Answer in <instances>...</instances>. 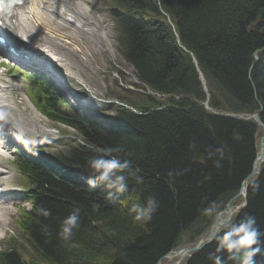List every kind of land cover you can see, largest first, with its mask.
<instances>
[{
	"label": "trees",
	"instance_id": "trees-1",
	"mask_svg": "<svg viewBox=\"0 0 264 264\" xmlns=\"http://www.w3.org/2000/svg\"><path fill=\"white\" fill-rule=\"evenodd\" d=\"M112 3L118 51L148 94L116 107L110 129H100L59 103L51 84L28 77L42 113L80 139L72 135L66 144L71 153L53 158L55 171L17 158L30 209L18 208L19 234L2 243L0 264H158L180 245L197 243L202 236L196 232L209 230L214 208L232 199L252 171L263 130L253 120L215 112H260L264 124V19L258 22L264 0ZM108 148L121 149L113 155L130 161L127 191L111 199L103 185L88 186V161L109 158ZM251 184L246 207L231 223L255 217L261 236L254 264H264V165ZM149 196L158 207L150 219L135 220L132 206H145ZM75 209L79 227L65 240L62 221ZM218 237L183 264H213L211 254L226 256L217 253Z\"/></svg>",
	"mask_w": 264,
	"mask_h": 264
},
{
	"label": "rangeland",
	"instance_id": "rangeland-1",
	"mask_svg": "<svg viewBox=\"0 0 264 264\" xmlns=\"http://www.w3.org/2000/svg\"><path fill=\"white\" fill-rule=\"evenodd\" d=\"M51 4L55 5V8L57 7L56 9L58 10H64L65 16L57 17L54 22L49 21L52 24L48 23V26L44 28L37 27L36 32L41 37L42 42L40 44H38L39 42L34 43L35 47L34 45H30L29 42L27 45L36 51L44 48V50L48 51L50 60H53L58 65L71 68L76 74L74 75L75 78L79 76L78 80H69L68 76H65L66 74L63 69L53 63L54 69L64 75V77L57 81L60 93H63L67 97V99H64L67 102H72L77 108L80 107L83 101L85 103L86 101L92 103L94 106L90 105L80 108L84 111V115L92 114V116L98 118V121H101L105 116L114 117L116 115L115 108L127 105L131 99L136 101L145 99L148 92L141 89L133 67L117 52L116 33L110 13V9L113 7L112 0H54ZM79 11H82V13ZM47 13L50 15L51 12L48 11ZM37 53H40L42 56L46 55L41 51ZM82 59H85V61ZM0 72L6 79H13V84H18V87L11 89L12 91L9 94H11V100H13V112H15V108L16 110L20 109L24 111L19 121L21 132L23 131L26 136H33L35 141H30L29 143L43 140L44 144L39 146L44 154H56L63 148L64 145L62 143L65 144L67 140L73 138L71 135L75 132L72 129H68L69 134H65V126L47 120L43 115H39V112L35 109L30 108L28 105V102H31L28 97L30 85L22 74L17 71H8L7 69H1ZM52 76L54 75L52 74ZM66 85H68L67 88L70 92H66ZM73 96L78 98L73 100ZM164 97L166 96H160V98L167 101ZM218 116L225 117L223 115ZM85 120L91 121L92 119ZM259 141L260 139H258V145ZM77 150L84 152L81 148ZM11 159L12 154H2L0 169L3 171H5V167L8 169L0 184L5 187V190L15 187L20 192H23V184L17 179L20 176L19 171L10 163ZM254 177L249 180L248 186H245L246 193H248L249 188L252 186L251 182ZM21 198L23 197L17 196V199L11 202L6 200L0 201V248L4 240L11 234L15 236L19 234L15 225V220L18 217V208L25 206L30 209V205ZM244 200L245 197L240 195L236 200L232 201L231 205L234 207L240 205L238 211H241L246 207H243ZM229 201H223L221 204L226 206ZM218 208L216 206L209 216L210 222H213L218 216L222 215V212L218 211ZM203 224L204 221L198 225L201 226ZM196 233L200 234V237L203 235L201 232ZM190 238L192 239V234ZM188 244L192 245L191 242ZM189 245H185L184 243L180 247H190ZM22 251L24 252V250ZM179 259V257L171 260L165 258L161 263L176 264ZM186 259L184 258L179 264H183Z\"/></svg>",
	"mask_w": 264,
	"mask_h": 264
},
{
	"label": "clouds",
	"instance_id": "clouds-1",
	"mask_svg": "<svg viewBox=\"0 0 264 264\" xmlns=\"http://www.w3.org/2000/svg\"><path fill=\"white\" fill-rule=\"evenodd\" d=\"M119 148L104 149V156L109 158H93L88 161V167L91 173L88 180L90 190H95L98 185H103L108 191V198H113L116 194H122L128 188V176L126 170L130 168V161L120 159L113 155L119 152ZM158 207L155 197L149 196L146 199L145 206L134 204L131 212L135 213L134 219L148 220L151 213ZM44 216H50L51 213L45 209H39ZM79 210H73L63 221L59 235L67 240L73 235V230L79 227ZM261 232L256 225V219L253 216H246L238 223H229L226 225L222 234L218 237L217 253H224L222 257L218 254H211L209 259L213 264H228L235 261L237 264H254V257L260 251L254 247L260 239Z\"/></svg>",
	"mask_w": 264,
	"mask_h": 264
},
{
	"label": "bare ground",
	"instance_id": "bare-ground-1",
	"mask_svg": "<svg viewBox=\"0 0 264 264\" xmlns=\"http://www.w3.org/2000/svg\"><path fill=\"white\" fill-rule=\"evenodd\" d=\"M1 1L3 3L6 2V0H1ZM52 2H54V0H26L20 6H14V7L9 6L8 8H6L5 13L3 15V18H2V20L5 21V23L2 25L4 27L3 31L5 33H8L9 35L13 36L14 38H16L17 41L20 42L22 45L27 46V44L24 41V38L27 39L28 41H31V43L33 45H34V43L36 44V42H39L38 44H40L42 41H41V37L36 32V28L37 27L44 28V27L48 26V23H50L49 21L54 22V20L57 17H64L65 16L64 15L65 12H63L64 10L62 11V10L56 9L57 7L55 8V5L51 4ZM61 9H63V8H61ZM45 10L47 12L48 11L51 12L50 15ZM79 12L82 13V11H79ZM52 13H53V15H52ZM60 14H62V15H60ZM75 14H77V13L75 12ZM50 24H52V23H50ZM18 36H20V38H18ZM37 51H39V52L41 51V52L45 53L47 55V57H49L48 51L44 50V48L42 50H37ZM14 58H17L16 55H15V57H11V59H14ZM18 59L23 60V58L21 56L18 57ZM82 60L85 61V59H82ZM52 62L55 63L53 60H52ZM56 65H57V67L63 69V71L65 72V74L67 76H68V74L71 75V73L69 72V69L65 68L64 65H58V64H56ZM31 68L36 69V67L33 65H31ZM44 68H47V66H44ZM31 71H33V70H31ZM51 72L53 73L54 76H55V74L58 73L57 71H53V70H51ZM1 77L2 76L0 75V78ZM56 78H59V77H56ZM72 78H74V76H72ZM17 85H18L17 83L10 85L9 83H6L0 79V108L5 107L6 105H9L13 102V100H11V98H12L11 94H8L7 91H10L14 87H18ZM76 98H78V97L73 96L72 99L75 100ZM63 100L65 101V99H63ZM90 101H92V100H90ZM81 104L86 105L85 101H83ZM12 105H13V103H12ZM6 110L11 114L9 120L12 123L13 129H14L17 125V120H16L15 116L11 113L12 111L9 108L6 107ZM15 111H17L16 108H15ZM0 115H1V113H0ZM24 149H26V147ZM31 155H34V154H31ZM28 156H30V155H28ZM35 158H38V157L35 156ZM37 160L41 161V158H38ZM4 169H8V168L5 167ZM4 176H5V171H3L1 169L0 170V182L2 181Z\"/></svg>",
	"mask_w": 264,
	"mask_h": 264
},
{
	"label": "water",
	"instance_id": "water-1",
	"mask_svg": "<svg viewBox=\"0 0 264 264\" xmlns=\"http://www.w3.org/2000/svg\"><path fill=\"white\" fill-rule=\"evenodd\" d=\"M263 19H264V9H262L260 12L258 22L261 23ZM254 30H255V25L250 27L251 32H255ZM255 59L256 60L258 59L257 53L255 55ZM194 61H195V63H197L196 60H194ZM201 77H202V82L205 84V79H204L202 74H201ZM205 89H206V91H208L207 88H205ZM205 106L207 109H209L207 103L205 104ZM217 114L223 115L225 117L232 116L231 114H223V113H217ZM243 117L244 116H240V118H243ZM248 118L253 119L259 126L264 127L262 121L259 118V114L249 116ZM263 163H264V135L260 141V150L257 154V157H256V160L254 162L251 174L243 181L240 192L238 193V195H236L232 200H230L227 203V205L225 206V210L223 211L222 215L218 216L213 221V223L210 226L208 234H205L199 242L194 244V246L178 247L176 250H172L170 253H168L165 256V258L171 260V259H174L176 257H179L180 259L176 263V264H179L181 261H183L184 258L186 259V258L192 257L195 253L197 254V253L203 251L209 245H211L212 242L221 233L222 229L224 230L226 225L231 223L233 215L238 212L240 205L234 207L231 205L232 201L236 200L241 195L242 197H245V200L243 201L244 202L243 207H245L247 205V193L245 190V186H248L249 180L258 173V170L260 169V167ZM221 217H223V218H221ZM161 262H162V260L159 261L158 264H162Z\"/></svg>",
	"mask_w": 264,
	"mask_h": 264
}]
</instances>
